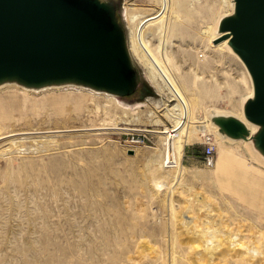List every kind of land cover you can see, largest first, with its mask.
Segmentation results:
<instances>
[{
  "label": "rangeland",
  "instance_id": "1",
  "mask_svg": "<svg viewBox=\"0 0 264 264\" xmlns=\"http://www.w3.org/2000/svg\"><path fill=\"white\" fill-rule=\"evenodd\" d=\"M115 1L129 43L126 9L161 8V0ZM169 2L144 33L156 53L163 40L170 71L195 102L178 165H163L159 132L173 127L164 113L175 100L134 55L141 84L129 96L0 85V136L42 131L0 140V264H264V159L211 121L216 111L247 122L250 75L206 33L232 0ZM200 125L215 145L214 166Z\"/></svg>",
  "mask_w": 264,
  "mask_h": 264
},
{
  "label": "water",
  "instance_id": "2",
  "mask_svg": "<svg viewBox=\"0 0 264 264\" xmlns=\"http://www.w3.org/2000/svg\"><path fill=\"white\" fill-rule=\"evenodd\" d=\"M220 16L227 41L245 63L254 93L244 101L252 134L235 114L212 112L222 138L251 141L264 159V0H232ZM27 89L78 86L129 96L141 84L127 26L115 0H0V85ZM133 152V150H130Z\"/></svg>",
  "mask_w": 264,
  "mask_h": 264
},
{
  "label": "bare ground",
  "instance_id": "3",
  "mask_svg": "<svg viewBox=\"0 0 264 264\" xmlns=\"http://www.w3.org/2000/svg\"><path fill=\"white\" fill-rule=\"evenodd\" d=\"M230 2H231V0H230ZM169 4H170L169 0H161V6H160L161 8L156 13L149 15L147 17L145 16L144 18L141 16V12L138 10V8L132 7L133 5L132 6L130 5L126 9V16H127L126 18L128 19V21L131 24V26H130V29H131L130 30L131 31L130 48H131L133 55L146 68V70H145L146 75H147L148 79L155 85L157 90L160 92H163V93L164 92L168 93L172 97L171 100H175L171 106L167 107L166 112L164 113V116L166 118L172 119V121L174 122L173 127H171V128L166 127L165 129L160 130V131L158 130V131L162 132L163 135L165 134L164 136H165V145L166 146H165L163 165H165L166 163L170 164V165H174V164L178 165L179 161H180L179 159L183 154V150H184L183 147L185 144H187V136L185 134V131L187 130V127H186L187 123L190 121V118L193 115V112H194V106L193 105L195 102L192 99V97L190 95H188L187 92L184 90V88H186V87H183L181 82L178 81L176 76L170 71L169 65H167L168 62L166 63L167 58L165 57V49H164L165 47H164L163 40H161L162 45L159 46L160 52L156 53L153 50V48L149 45V43L145 37V33H144L145 27L151 21H154L158 18H160V19L163 18V16L166 14V12L169 9ZM232 6L234 8L233 1H232ZM230 12L223 13V16L230 13ZM219 19H220V17H219ZM135 21H137V22H135ZM134 23H136V25ZM218 25H219V23H216L215 30L214 31L208 30V31H206V33L213 34V37L216 38L219 35ZM221 44H223V46L229 47V49L234 54H236L233 51L232 47L228 44L227 41L221 42ZM236 55L239 57L238 54H236ZM240 60L243 62V60L241 58H240ZM244 66H245V63H244ZM245 68H246L248 74L250 75L246 66H245ZM250 78H251V76H250ZM251 82H252V90H251L250 95L248 97H251L254 93V85H253L252 78H251ZM243 116L246 119L245 114H244V107H243ZM156 117H159V116H156ZM156 117H155V119H156ZM157 120L158 121L154 120V121H156L155 123H160L161 119L157 118ZM246 121H247L246 123H247L248 127L249 126H255V130L256 131L258 130L257 125L249 122L247 119H246ZM94 128H96V127H94ZM131 129L133 130V129H138V128L128 127V131ZM199 129L202 132L201 133L202 136H205L208 134V132H206L207 130H206V127H204V125H200ZM66 130L64 129V131H66ZM140 130H143V129H140ZM52 131L56 132V131H61V130L59 129V130H52ZM133 131H135V130H133ZM41 132L42 131H38V132H27V131L11 132L9 134H5V135L0 136V140L2 138L5 139L6 137H9L11 140H13V142H15V140H17L19 138H23L26 134L41 133ZM45 132H49V131H45ZM255 132L251 133V136ZM248 143H250V146H252L251 141H248ZM258 154L259 153H257V155ZM214 165H212V166H214Z\"/></svg>",
  "mask_w": 264,
  "mask_h": 264
},
{
  "label": "built area",
  "instance_id": "4",
  "mask_svg": "<svg viewBox=\"0 0 264 264\" xmlns=\"http://www.w3.org/2000/svg\"><path fill=\"white\" fill-rule=\"evenodd\" d=\"M206 138L205 140V162L207 165L212 166L215 164L216 162V158H215V145L213 144V142L211 141V137L205 135L204 136ZM141 141L140 138H136L134 135L130 140V144L131 145H135L137 143H139Z\"/></svg>",
  "mask_w": 264,
  "mask_h": 264
},
{
  "label": "crops",
  "instance_id": "5",
  "mask_svg": "<svg viewBox=\"0 0 264 264\" xmlns=\"http://www.w3.org/2000/svg\"><path fill=\"white\" fill-rule=\"evenodd\" d=\"M155 13H156V12H155ZM152 14H154V13H152ZM152 14H148V15H145V16L147 17V16L152 15ZM222 14H223V12H220L219 14H216V19H217L218 16L220 17ZM145 16H142V17L144 18ZM142 17H141V18H142ZM150 23H151V22H150ZM228 160H229L228 156H225V161L227 162Z\"/></svg>",
  "mask_w": 264,
  "mask_h": 264
}]
</instances>
